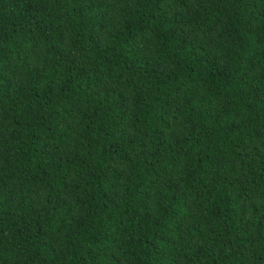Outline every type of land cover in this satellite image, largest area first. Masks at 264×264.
I'll return each instance as SVG.
<instances>
[{"label":"trees","instance_id":"16d2710c","mask_svg":"<svg viewBox=\"0 0 264 264\" xmlns=\"http://www.w3.org/2000/svg\"><path fill=\"white\" fill-rule=\"evenodd\" d=\"M0 264H264V0H0Z\"/></svg>","mask_w":264,"mask_h":264}]
</instances>
